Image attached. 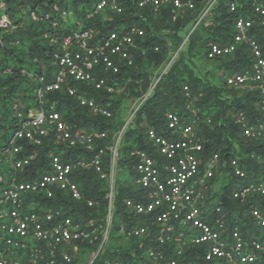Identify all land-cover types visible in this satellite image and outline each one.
I'll return each mask as SVG.
<instances>
[{"label": "built area", "instance_id": "2783aa9c", "mask_svg": "<svg viewBox=\"0 0 264 264\" xmlns=\"http://www.w3.org/2000/svg\"><path fill=\"white\" fill-rule=\"evenodd\" d=\"M81 1L91 5L86 13L87 19L101 14L103 20H111L109 14L124 13L129 0ZM217 2L202 0L198 7L195 0H130V6L149 8L154 12L170 7L173 21L184 18L189 11L193 18L190 31L165 66L155 74L150 86L137 97L129 95L128 118L117 132L115 143L108 146L99 145V141L108 135L106 129L74 131L57 109L56 101L49 103L44 96L47 92L67 86L69 94L77 96L81 105L111 117L113 112L107 104L79 92L70 81L87 82L108 93L123 90L125 86L116 87L95 69L101 64L105 70L118 73L120 66L117 59L132 64L133 50L140 47L137 39L144 38L145 29L141 25L128 24L96 38L97 31L80 22L63 38L62 50L55 53L58 69L54 77L44 81L42 76V85L36 91L41 103L48 104L38 110L30 109L28 118L20 122L8 142H0V264H76L77 260L82 264H93L97 256L104 252L110 241L115 215L116 179L121 157L119 147L123 133L160 77L169 71L186 45L189 34L198 24L211 23V14ZM228 5L231 11L240 9V15L235 19L234 35L225 43L209 41L208 57H224L235 54L241 46L248 48L251 64L241 70L227 72L226 86L239 92L257 91L255 105L258 117L251 118L243 109L235 113L234 120L248 140L264 142V0H229ZM6 6L5 0H0V29L4 30L12 25ZM54 7L58 8L57 5ZM61 11L64 17L70 14L69 9ZM142 49L145 52L146 49ZM153 49L158 51L160 46L156 44ZM184 92L190 95L188 84L184 85ZM192 118L183 122L180 113L171 110L166 112L167 135L154 127L146 129L157 156L145 148L129 149L128 157L132 158L135 169L130 181L143 191L144 199L127 198L125 206L129 212L149 216L130 228L123 225L121 232L127 238H145L154 227L158 244L157 247H149L146 250L148 255L133 264H258L264 257V208L251 204L250 214L259 229L246 237L239 224L230 227L221 202L210 205L209 200L216 194L213 192V177L218 172H224L226 177L231 172L244 182L232 188L233 196L242 202L251 196L264 198V176L251 179L237 153L229 157L226 165L220 162L219 151L205 158L203 138L195 128V110ZM50 135L56 145L83 147L94 154L89 158L65 159L61 152L51 150L48 152L47 170L34 177H20L16 171L29 166L37 157V148L28 150L26 143L40 146ZM107 149L111 152L108 169L103 166ZM251 157L260 162L264 170V154L253 152ZM223 166L228 167V172L223 170ZM87 168H94L99 177L109 184L104 224H97L93 217L86 221L77 219L62 206H44L43 200L54 198L59 190L67 191L70 197L77 200H85L90 206L96 205L98 201L87 199L80 183L73 178L75 171ZM83 242L97 245V248L82 253V256L84 248L80 243ZM192 246L200 248L196 255L200 261L190 258L188 253ZM104 264L127 263L121 259H106Z\"/></svg>", "mask_w": 264, "mask_h": 264}, {"label": "trees", "instance_id": "16d2710c", "mask_svg": "<svg viewBox=\"0 0 264 264\" xmlns=\"http://www.w3.org/2000/svg\"><path fill=\"white\" fill-rule=\"evenodd\" d=\"M201 1L195 0L198 7ZM5 2L6 12L11 18L12 25L10 29H0V142L2 143L8 142L20 122L28 118L30 109L38 110L48 104L47 102L42 104L36 92L42 85L40 79L43 76L44 81H50L54 77L58 69L55 53L62 50L63 38L80 22H84L86 27H93L97 31L96 38H101L111 29L137 24L144 27L145 36L137 39L140 47L133 50V63L128 64L117 59L120 66L118 73L105 70L101 64H98L95 69L99 75L104 76L109 83H114L116 87L125 86L123 90L108 93L104 89H96L94 85L87 82L70 81V84L79 92L107 104L113 112L111 117L97 114L90 107L81 105L77 96L69 94L67 86L47 92L44 96L49 103L56 101L57 109L73 126L74 131L106 129L108 135L106 139L99 141V145L114 144L117 132L124 125L129 95L137 97L150 86L157 71L165 66L172 52L190 31L193 18L192 12L189 11L184 18L173 21L170 7L154 12L149 8H134L130 6L129 0L124 13L109 14L111 20H103L101 14L87 19V10L83 9L78 13L77 20L71 22L69 15L64 17L61 10L69 9L71 4L81 0H5ZM228 2L229 0H218L211 14V23L198 24L189 34L186 45L171 64L169 71L160 77L151 95L139 108L134 120L123 133L119 147L121 157L118 160V167L127 170L129 180L124 183L116 179L115 215L112 220L110 241L93 264H104L106 259H121L127 264L138 263L148 255L146 250L149 247L158 245L154 237V227L145 238L134 236L127 238L121 232V228L123 225L130 228L149 216L129 212L125 206L127 198L144 199L143 191L130 181L135 175V169L132 158L128 157L129 149L145 148L149 153L157 156L151 147L146 129L154 127L160 133L167 135L169 131L166 112L176 110L182 116V121L186 122L193 119V110H195L197 112L195 128L197 134L203 138L205 158L219 151L220 162L226 165L229 157L237 153L240 163L250 174L251 179L264 176L262 164L251 157L253 152L264 154V142L248 140L234 120L235 113L243 109L251 118L258 117L259 112L255 105L258 98L257 91H236L226 86V78L217 83L209 70L202 74L201 65L192 59V51L195 48L204 47V56L225 70L224 74H227V70L233 71L235 67L241 70L242 67H248L251 64L250 52L245 46H241L232 55L212 59L208 57L207 43L209 41L217 40L225 43L234 35L235 19L240 15V9L231 11ZM156 44L160 46L158 51L153 49ZM142 48L146 49L145 52ZM33 66L36 67V71L30 69ZM185 84L189 86L190 95L184 92ZM44 140L43 145L40 146L26 143L28 150L37 148V157L29 166L16 171L20 177H34L47 170L48 152L51 150L56 153L61 152L65 159L89 158L94 154L93 151L83 147L70 148L56 145L52 135ZM105 153L103 166L108 169L111 152L107 149ZM223 170L228 172L229 169L223 166ZM227 174L231 181L225 182L213 197L219 195L218 203L221 202L230 227L239 224L242 233L247 237L252 231L258 232L257 225L250 214L251 204L264 208V198L251 196L244 202L235 198L232 188L236 185L232 182L237 181V185L244 182L231 172ZM216 177L217 175L213 177V181ZM73 178L80 183L87 199L93 198L98 201L96 205L90 206L85 200H77L70 197L67 191L59 190L54 198L43 200L44 206H62L77 219L86 221L89 217H93L97 224H104L108 211L106 196L109 190L108 181L100 178L94 168L77 170ZM117 216L119 218L116 224ZM117 232L118 234L115 235L114 233ZM80 245L84 248L81 254L97 248V245L88 242L80 243ZM199 251H201L199 247L192 246L188 254L193 260L200 261L196 257ZM74 263L82 264L78 260ZM258 264H264V257Z\"/></svg>", "mask_w": 264, "mask_h": 264}, {"label": "rangeland", "instance_id": "374dc122", "mask_svg": "<svg viewBox=\"0 0 264 264\" xmlns=\"http://www.w3.org/2000/svg\"><path fill=\"white\" fill-rule=\"evenodd\" d=\"M91 8V5L90 3H87V2H84V1H81V2H78V3H75V4H71L69 6V10H70V14H69V18L71 20V22H75L77 20V15L80 11H82L83 9H86V10H90ZM193 53V61H195L196 63H198L199 65H201L203 72H201L202 74L206 72V70H209L210 71V74L212 75L213 78H215V80L217 81V83H220L222 82L221 80L225 79V75L224 74V71L225 70H222L218 65L217 63H215L214 61H209L206 56H204V52H205V49L204 47H198V48H195L194 51H192ZM30 69H32L33 71H36V67H30ZM238 70L237 67H235L233 69V71H236ZM159 72V71H157ZM229 72V70L226 71V73ZM129 106V102L127 103V107ZM128 115L129 114H125L124 116V120L126 121L127 118H128ZM117 178L126 183L127 180H129V174L127 172V170L125 169H120L118 171V176ZM229 180L231 181V178L229 177H226L225 173H220L218 172L217 173V177H216V180L213 182V192L214 193H217V191H220V188L221 186L223 185V183H227L229 182ZM237 181H233L232 184L233 185H237L236 183ZM219 201V195H217V197H212L210 198L209 200V204L210 205H214V204H217ZM118 218L119 216H117L116 218V224L118 222ZM257 229L258 226H256ZM115 235L118 234L117 233H114Z\"/></svg>", "mask_w": 264, "mask_h": 264}]
</instances>
